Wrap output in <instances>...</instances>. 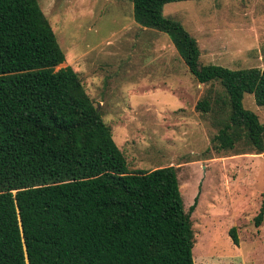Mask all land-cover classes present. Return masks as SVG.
Returning <instances> with one entry per match:
<instances>
[{
    "label": "trees",
    "instance_id": "trees-1",
    "mask_svg": "<svg viewBox=\"0 0 264 264\" xmlns=\"http://www.w3.org/2000/svg\"><path fill=\"white\" fill-rule=\"evenodd\" d=\"M180 1L192 0H131L132 20L164 33L207 86L193 108L215 130L212 150L263 153L242 100L264 107V67L201 64L196 41L162 14ZM63 60L36 0H0V264H194L197 197L184 211L171 166L128 172L78 75L54 71Z\"/></svg>",
    "mask_w": 264,
    "mask_h": 264
},
{
    "label": "rangeland",
    "instance_id": "rangeland-1",
    "mask_svg": "<svg viewBox=\"0 0 264 264\" xmlns=\"http://www.w3.org/2000/svg\"><path fill=\"white\" fill-rule=\"evenodd\" d=\"M69 67L109 127L128 172L175 169L190 214L194 264H264V152L216 153L208 116L194 111L207 86L187 72L168 37L138 27L131 0H36ZM162 14L196 41L199 61L264 67V0L168 3ZM243 107L264 128V107ZM236 150H239L237 148ZM233 228L237 244L228 231Z\"/></svg>",
    "mask_w": 264,
    "mask_h": 264
}]
</instances>
